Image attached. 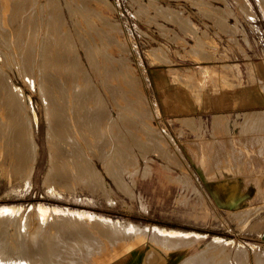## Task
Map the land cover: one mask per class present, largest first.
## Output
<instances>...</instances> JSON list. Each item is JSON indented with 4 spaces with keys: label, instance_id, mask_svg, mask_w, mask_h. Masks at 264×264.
I'll return each mask as SVG.
<instances>
[{
    "label": "rangeland",
    "instance_id": "374dc122",
    "mask_svg": "<svg viewBox=\"0 0 264 264\" xmlns=\"http://www.w3.org/2000/svg\"><path fill=\"white\" fill-rule=\"evenodd\" d=\"M0 71V83L17 91L0 87V264H98L99 257L104 264H174L175 254L182 261L198 259L207 248L209 264H264V206L215 204L187 154L198 150L194 138L210 120L173 110L189 92L204 99L212 88L262 90L264 0H0ZM7 91L17 105L5 102ZM75 91L86 102L74 104ZM50 99H63L53 109L74 133L71 140L67 130L49 137ZM81 110L86 112L75 118ZM216 118L239 126L237 117ZM12 119L28 134L23 146L37 145L35 158L27 152L26 167L18 162L22 135L10 126ZM74 119L79 127L89 119L85 129L98 131L90 133L97 141L89 131L77 133ZM48 137L57 147L53 152ZM54 158L59 163L50 162ZM51 163L58 170L52 172ZM88 163L97 175H89ZM111 220L144 234L113 235L98 224ZM154 228L185 235L168 242L175 236L151 235ZM194 239L187 248L169 250Z\"/></svg>",
    "mask_w": 264,
    "mask_h": 264
},
{
    "label": "crops",
    "instance_id": "0c3cea01",
    "mask_svg": "<svg viewBox=\"0 0 264 264\" xmlns=\"http://www.w3.org/2000/svg\"><path fill=\"white\" fill-rule=\"evenodd\" d=\"M263 85L261 81V87ZM262 90L253 85H240L233 92L212 88L206 91L204 99L189 92L182 103L176 100L173 106L175 115L181 113V117L210 120L200 137L194 138L198 150L187 154L200 182L218 206H264V87ZM167 92L165 90L168 97L163 99L165 104L171 96ZM163 110L173 115L172 109L163 107ZM223 116L237 117L239 126L232 123L227 127L223 118L214 120ZM187 144H193V141ZM260 238L264 242V230ZM194 241L196 239L180 241L169 250H182ZM209 250L198 254V258L208 257L206 264L213 257ZM175 255L174 264H198L199 259L195 257L182 261ZM164 264L172 263L170 260Z\"/></svg>",
    "mask_w": 264,
    "mask_h": 264
},
{
    "label": "bare ground",
    "instance_id": "6f19581e",
    "mask_svg": "<svg viewBox=\"0 0 264 264\" xmlns=\"http://www.w3.org/2000/svg\"><path fill=\"white\" fill-rule=\"evenodd\" d=\"M80 1H81V0H80ZM10 2H12V1H10ZM25 4H26V3H25ZM20 5H22V4L20 3ZM34 5H35V4H34ZM82 5H83V4H82ZM23 6H25V5H23ZM32 6H33V5H32ZM13 7H14V6H13ZM15 7H17V5H16ZM18 7H19V6H18ZM11 8H12V7H11ZM68 8H69V7H68ZM85 8H86V7H85ZM12 9H13V8H12ZM16 9H17V8H16ZM26 9H27V8H26ZM146 9H147V8H146ZM161 9H162V8H161ZM20 10H21V9H20ZM12 11H13V10H12ZM90 11H91V10H90ZM157 11H158V10H157ZM14 12H15V11H14ZM21 12H22V11H21ZM162 12H163V11H162ZM172 12H173V11H172ZM25 13H26V12H25ZM13 14H14V13H13ZM16 14H19V13H16ZM20 14H21V13H20ZM35 14H36V13H35ZM98 15H99V14H98ZM155 15H156V14H155ZM9 16H10V15H9ZM16 16H17V15H16ZM162 16H164V15H162ZM12 17H13V16H12ZM21 17H22V16H21ZM23 17H24V14H23ZM25 17H26V16H25ZM32 17H33V16H32ZM74 17H75V16H74ZM86 17H87V16H86ZM43 18H44V17H43ZM164 18H165V17H164ZM177 19H178V18H177ZM29 20H30V19H29ZM178 20H179V19H178ZM31 21H32V20H31ZM89 21H91V20H89ZM103 21H104V20H103ZM18 22H19V20H18ZM20 23H21V22H20ZM20 23H19V24H20ZM24 23H25V22H24ZM78 23H79V22H78ZM32 24L35 25V23H32ZM37 24H39V23L37 22ZM53 24H54V23H53ZM55 25H56V24H55ZM183 25H184V24H183ZM25 26H26V25H25ZM25 26H24V27H25ZM31 26H32V25H31ZM107 26H108V25H107ZM187 26H188V25H187ZM33 27H34V26H33ZM38 27H39V26H38ZM49 27H50V26H49ZM92 27H93V26H92ZM25 28H26V27H25ZM27 28H28V27H27ZM36 28H37V27H36ZM112 28H113V27H112ZM115 28H116V27H115ZM183 28H184V27H183ZM24 31H25V30H24ZM97 32H98V31H97ZM30 33H31V32H30ZM51 33H52V31H51ZM109 33H110V32H109ZM28 34H29V33H28ZM59 34H60V33H59ZM87 34H88V33H87ZM193 34H194V33H193ZM37 35H38V34H37ZM33 36H34V35H33ZM43 36H44V35H43ZM35 37H36V36H35ZM53 37H54V36H53ZM53 37L51 36L50 38H53ZM80 37H81V36H80ZM91 37H92V36H91ZM110 37H111V36H110ZM47 38H48V37H47ZM54 38H55V37H54ZM59 38H60V37H59ZM48 39H49V38H48ZM51 40H52V39H51ZM59 40H60V39H59ZM59 40H58V41H59ZM84 40H85V39H84ZM107 40H108V39H107ZM47 42H48V41H47ZM50 42H51V41H50ZM50 42H49V43H50ZM55 42H56V41H55ZM45 43H46V42H45ZM56 43H57V42H56ZM56 43H55V44H56ZM102 43H103V42H102ZM50 44H52V43H50ZM52 45H53V44H52ZM48 46H49V45H48ZM89 47H90V46H89ZM57 48H58V47H57ZM61 48H62V47H61ZM72 48H73V47H72ZM104 48H105V47H104ZM47 49H48V48H47ZM49 49H52V48L50 47ZM62 49H63V48H62ZM62 49H61V50H62ZM90 49H91V48H90ZM99 49H100V48H99ZM75 50H76V49H75ZM87 50H88V49H87ZM87 50H85V51H87ZM59 51H60V50H59ZM70 51H71V50H70ZM100 51H101V50H100ZM46 52H47V51H46ZM51 52H52V50H51ZM92 52H93V51H92ZM43 53H44V52H43ZM48 53H49V52H48ZM87 53H88V52H87ZM89 54H90V53H89ZM89 54H88V55H89ZM91 54H93V53H91ZM49 55H50V54H49ZM103 55H104V54H103ZM43 56H44V54H43ZM47 56H48V55H47ZM53 56H54V55H53ZM49 57H50V56H49ZM95 57H96V56H95ZM42 58H43V57H42ZM50 58H51V57H50ZM53 58H54V57H53ZM87 58H88V57H87ZM105 58H107V57H105ZM51 59H52V58H51ZM54 59H55V58H54ZM57 59H58V58H57ZM57 59H56V60H57ZM92 59H93V56H92ZM108 59H109V58H108ZM56 60H54V61L56 62ZM88 60H89V59H88ZM43 61L45 62V60H43ZM50 61H51V60H50ZM93 61H94V60H93ZM55 62H54V63H55ZM63 62H64V61H63ZM90 62H91V61H90ZM90 62H89V63H90ZM42 63H43V62H42ZM48 63H49V62H48ZM58 63H60V62H58ZM58 63H56V64H58ZM64 63H65V62H64ZM97 63H98V62H97ZM44 64L46 65V63H44ZM49 64H50V63H49ZM90 64H91V63H90ZM39 65H40V64H39ZM54 65H55V64H54ZM60 65H61V64H60ZM46 66H47V65H46ZM49 66H50V65H49ZM73 66H74V65H73ZM47 67H48V66H47ZM61 67H62V66H61ZM51 68H52V67H51ZM110 68H111V67H110ZM125 68H126V67H125ZM39 69H40V68H39ZM57 69H59V68H57ZM72 69H73V68H72ZM110 70H111V69H110ZM117 71H119V70H117ZM0 72H1V71H0ZM59 72H60V71H59ZM81 72H82V71H81ZM110 72H111V71H110ZM104 73H105V72H104ZM41 74H42V73H41ZM58 74H60V73H58ZM77 74H78V73H77ZM77 74H76V75H77ZM79 74H80V72H79ZM110 74H111V73H110ZM121 74H123V73H121ZM0 75H1V74H0ZM2 75H3V74H2ZM67 75H68V73H67ZM128 75H129V74H128ZM3 76H4V75H3ZM44 76H45V75H44ZM65 76H66V75H65ZM106 76H107V75H106ZM51 77H52V76H51ZM54 77H55V76H54ZM54 77H53V78H54ZM73 77H74V75H73ZM6 78H7V77H6ZM6 78H5V81H6ZM83 78H84V77H83ZM0 79H1V78H0ZM47 79H48V77H47ZM58 80H60V79H58ZM63 80H64V79H63ZM129 80H130V79H129ZM45 81H46V80H45ZM51 81H53V80H51ZM51 81H50V82H51ZM54 82H58V81L55 80ZM54 82H53V83H54ZM4 83H5V82H3V84L0 83V87H2V89L5 88L4 91H6L8 88H13V89H11V91H12V94L15 95V92H17L16 89H15L16 87L14 88L13 85H11V86L8 85V86H9V87H8L7 84L5 83L6 85H4ZM42 83H43V82H42ZM63 83H64V82H63ZM69 83H70V82H69ZM73 84H74V83H73ZM107 84H108V83H107ZM126 84H127V83H126ZM55 85L57 86V84H55ZM58 85H59V83H58ZM74 85H75V84H74ZM40 86H41V85H40ZM61 86H62V85H61ZM126 86H127V85H126ZM42 87H43V86H42ZM43 88H44V87H43ZM52 88H53V87H52ZM56 88H57V87H56ZM56 88H55V89H56ZM106 88H107V87H106ZM113 88H114V87H113ZM129 88H130V87H129ZM48 89H49V88H48ZM53 89H54V88H53ZM57 89H58V88H57ZM57 89H56V90H57ZM9 90H10V89H9ZM14 90H15V91H14ZM45 90H46V89H45ZM60 90H61V88H60ZM60 90H58V92H59V94L61 95L62 91L60 92ZM133 90H134V89H133ZM13 91H14V93H13ZM47 91H48V90H47ZM49 91H50V90H49ZM54 91H55V90H54ZM80 91H81V90H80ZM0 92L2 93V90H1ZM55 92H57V91H55ZM75 92H77V93H74V96H78V95H79V97H74V98H75V99L73 100L74 104H76V105H80V104H83V103H82L83 101L86 102V100H84L85 98H83V97H82L83 99L81 98V95H82L83 93H79L78 91H75ZM81 92H82V91H81ZM7 93H8V94H7V97L5 98V102H6L7 104H9V103L12 102L11 104L14 103V105H15V104H16V103H15V102H16V99L14 100V98H15L16 95L14 96V95L10 94V92H8V91H7ZM52 93H53V92H52ZM117 93H118V92H117ZM119 93H120V92H119ZM5 94H6V92H5ZM1 95H2V94H1ZM44 95H45V94H44ZM45 96H46V95H45ZM47 96H48V95H47ZM47 96L44 97L45 100L47 99L46 101L44 100L46 103H48V102H47V101H48ZM61 96H62V95H61ZM2 97H3V96H2ZM0 98H1V97H0ZM1 100H3V99H1ZM3 101H4V100H3ZM61 102L64 103V102H63V99H58V100H56V101H54L53 99H50V101H49L50 108H49V112H48V116H47L48 118H47V119H48V123H49V126H48V127H50V131H51V132L49 131L50 136H49V135H48V136H49L51 139H53L52 137H54L55 135H56V136H57V135L60 136L61 134L63 135V134H64L63 132H65V130H67V132H66V133H67L66 136L69 135V136H68L69 138H70L71 136L73 137L74 133H72V132H74V131H73V128H74V127L77 129L76 132H77V133L79 132V134H84V133H81V130H82V131H84V132L89 131V135H90L92 138H94V136H92L90 133H92L93 135H94V134H97V135H98L99 132H98V131H95L94 128H93L91 125H90V128H88V130L85 129V126H87V125L89 126V123H90V120H89V119L85 120V124H84L83 126H80V127H79L78 122L74 119L75 122H73V123L71 124L73 128L70 126L69 123H67V122H69V121H67L66 123L69 124V126L71 127L72 131H71V130H70V131H71V133H72L73 135L70 134V132H68L69 130H68V129H65V127L67 126V125H65V119H58L57 116H56V115H57V114H56V111L53 109V108H55L54 106H57V104H61ZM127 102H128V101H127ZM116 104H117V103H116ZM16 105H17V104H16ZM49 105H48V106H49ZM48 106H46V108H47ZM116 107H117V106H116ZM121 108H122V107H121ZM121 108H120V109H121ZM131 110H132V109H131ZM82 111H83V110H81L80 112H82ZM84 111H85V110H84ZM85 112H86V111H85ZM85 112H84V113H85ZM84 113L82 112V113H78V114H76V115H75V118H76L77 115H79V114H84ZM142 113H143V112H142ZM86 115H87V113H86ZM138 115H139V114H138ZM86 118H87V116H86ZM122 118H123V117H122ZM140 118H141V117H140ZM9 119H11V118H9ZM9 119H8V120H9ZM13 119H14V116H13ZM13 119H12V121H13ZM126 119H127V118H126ZM69 120H70V119H69ZM18 121H19V120H18ZM46 121H47V120H46ZM70 121H71V120H70ZM96 121H97L96 118H94V123H96ZM97 123H98V121H97ZM6 124H7V123H6ZM9 124H10V122H8V125H9ZM22 124H23V123H22ZM142 124H143V123H142ZM5 126H6V125H5ZM10 126H11L13 129H18V130L21 132V135H22V145H20L19 147H17V152H20V153H19V158L16 157V160H17V158H18V162H19L21 165L23 164V165L25 166V165L27 164V162H26V160H27V158H26V156H27V152H28V151L31 152L32 148H33V147L35 148L37 145H36V144H33V145H32V143H31V146H30L31 150H29V147H28V146H23V144H24V140H26V138L28 137V134L26 133V131L23 130V127L21 126V122H14V121H13V122H11ZM64 126H65V127H64ZM142 126H143V125H142ZM30 129H32V128H30ZM85 130H86V131H85ZM23 131H24V132H23ZM30 131H31V130H30ZM30 131L28 130L27 132H30ZM32 131H33V130H32ZM53 131H54L55 133H52ZM32 133H33V132H32ZM144 133H145V132H144ZM30 134H31V133H30ZM53 134H54V136H53ZM75 134H76V133H75ZM100 134H101V133H100ZM84 135H85V134H84ZM97 135H96V136H97ZM30 136H31V135H30ZM56 136H55V137H56ZM98 136H99V135H98ZM98 136H97V137H98ZM49 137H48V139H50ZM68 137H66V139H67ZM84 137H85V136H84ZM97 137H95L93 140H96V141H97ZM29 138H30V137H29ZM51 139L49 140L48 143H49V144H50V143L52 144V145H51V149H52V150H51V149H50V150L53 152V151H55V149H56L57 147H56V146H53V140H51ZM70 140H71V138H70ZM70 140H69V141H70ZM32 142H33V141H32ZM89 142L91 143L92 141H89ZM65 143H69V142H64V144H65ZM70 143H71V142H70ZM90 143H89V145L92 146L93 144H90ZM95 143H96V142H95ZM95 143H94V144H95ZM86 144H87V143H86ZM144 144H145V143H144ZM66 145H67V144H65V146H66ZM71 145H72V143H71ZM71 145H70V146L67 145V146L70 147L69 150H71V149L74 150V148H72ZM73 147H74V146H73ZM92 147H93V146H92ZM92 147L89 146V148H91L90 151L94 150ZM94 147H95V146H94ZM34 148H33V149H34ZM83 148H84V147H83ZM117 148H119V146H118ZM87 149H88V148H87ZM34 150H35V149H34ZM34 150H32V151H34ZM73 150H71V151H73ZM117 150H118V149H117ZM67 151H68V150H67ZM71 151H69V153H70ZM95 151H96V149H95ZM84 152H85V151H84ZM93 152H94V151H93ZM93 152H92V153H93ZM36 153H37V147H36ZM55 153H57V152H55ZM85 153H86V152H85ZM85 153H84V156H86ZM94 153H95V152H94ZM31 154H32V152H31ZM33 154H35V152H33ZM33 154H32V155H33ZM67 154H68V152H67ZM35 155H36V154H35ZM88 155H89V154H88ZM82 156H83V155H82ZM84 156H83V158L85 159L86 162H88L87 159L89 160V158L86 156V157H87V159H86ZM33 157H34V155H33ZM70 157H71V156H70ZM34 158H35V157H34ZM36 159H37V158H36ZM54 159H55V158H54ZM54 159H52V160L50 161V162H52L53 164L56 163V162H58L57 159H55V160H54ZM128 159H129V157H128ZM29 160H31V159L28 158V161H29ZM33 160H34V159H32V161H33ZM81 160H82V157H81ZM126 160H127V159H126ZM34 161H37V160H34ZM79 161H80V160H79ZM16 162H17V161H16ZM25 162H26V163H25ZM70 162H71V161H70ZM86 162H84V163H86ZM24 163H25V164H24ZM32 163H33V162H32ZM52 163H51V165H53ZM58 163H59V162H58ZM28 164H31V162L29 161ZM77 164H78V163H77ZM82 164H83V163H82ZM112 164H113V163H112ZM14 165H15V164H14ZM16 165H18V163H17ZM21 165H20V167H21ZM23 165H22V166H23ZM32 165H33V164H32ZM26 166H27V165H26ZM26 166H25V167H26ZM34 166H35V165H34ZM34 166H30V167H29V165H28V167H29L30 169L33 168ZM89 166H90V165H89V163H88V166H87V167H88L89 169H91ZM104 166H105V165H104ZM107 166H108V165H107ZM28 167L26 168V169H27L26 171H29ZM51 167H52V169H51ZM51 167H50V170L52 171V170H53V167H54V169H55L56 166L53 165V166H51ZM17 168H18V167H17ZM22 168H23V167H22ZM107 168H108V167H107ZM81 169H82V168H81ZM83 169H85V166L83 167ZM89 169H88V171H89ZM23 170H25V169H23ZM32 170H33V169H32ZM32 170H31V171H32ZM56 170H58V169H56ZM56 170H54V171H56ZM127 170H128V169H127ZM48 171H49V170H48ZM48 171H47V173H48ZM54 171H52V172H54ZM83 171H84V170H83ZM86 171H87V169H86ZM88 171H87V172H88ZM52 172H51V173H52ZM59 172H60V171H57L58 174H59ZM84 172H85V171H84ZM84 172H82V173H84ZM87 172H86V173H87ZM94 172H95L96 175L98 174V171H97V172L94 171ZM94 172H93V173H94ZM25 173H26V172H25ZM51 173L48 175V176H49V178H48L49 181H50L51 176L53 175V174L51 175ZM57 173H55V175H56ZM80 173H81V172H80ZM91 173H92V169L89 171V175H90ZM93 173H92V174H93ZM127 173H128V172H127ZM26 174H28V173H26ZM29 174H32V173H29ZM58 174H57V175H58ZM87 174H88V173H87ZM95 174H94V175H95ZM24 175H25V174H24ZM50 175H51V176H50ZM55 175H54V176H55ZM57 175L55 176V178H57ZM61 175H62V173H61ZM82 175H83V174H82ZM116 175H117V174H116ZM119 175H120V174H119ZM122 175H123V174H122ZM130 175H131V174H130ZM28 176H29V175H28ZM28 176L25 175V177H28ZM44 176H45V175H44ZM48 176H47V177H48ZM54 176H53L52 178H54ZM84 176H85V175H84ZM87 176H88V175H87ZM131 176H132V175H131ZM47 177H44V178H47ZM88 177H89V176H88ZM91 177H94V176L92 175ZM114 178H115V177H114ZM27 179H29V181L26 180V179H25V180L28 181L29 183H30V180L32 181V179H30V178H27ZM118 179H120V178H118ZM56 180H57V179H56ZM121 180H122V178H121ZM49 181H48V182H49ZM52 181H53V179H52ZM54 181H55V179H54ZM57 181H58V180H57ZM99 182H100V181H99ZM119 182H120V181H119ZM124 182H125V181H124ZM45 183L47 184V182H46L45 179H44V184H45ZM49 183H50V182H49ZM49 183H48L47 186H48V187H50V186L52 187L53 185H52L51 183H50L51 185H49ZM53 183H54V182H53ZM57 183H58V182H57ZM57 183H56V184H57ZM105 189H106V188H105ZM124 189L126 190V188H124ZM127 191L129 192L128 189H127ZM39 208H40L39 211H41V212H43V211H47V210H50V211H56V210H57V209H55V208H53V209L44 208V207H39ZM0 211H1V210H0ZM6 211L11 212L10 209H6ZM57 211H58V210H57ZM2 212H3V209H2ZM4 212H5V211H4ZM4 212H3V213H4ZM8 212H7V213H8ZM0 213H1V212H0ZM5 213H6V212H5ZM7 213H6V214H7ZM50 214L52 215V213H50ZM50 214H49V215H50ZM0 215H1V214H0ZM10 216H11V215H10ZM89 216H90V215H89ZM25 222H26V221H25ZM56 223H57V222H56ZM71 224H72V223H71ZM96 224H97V223H96ZM98 224L102 225L103 228L105 227V229L107 228V230H109V229L112 230V231H113V235L115 234V232H120V233H121V232H123V231H127L126 233H131V234H132V233H135V234H134V236H135V235H140V234L143 232V231L140 230L139 228H134V227H136L135 225H131L132 227L130 228V227H127V226H122L121 223H116L115 221H112V220H111V221L100 222V223H98ZM49 225H50V224H49ZM51 225H52V224H51ZM54 225H55V224H54ZM100 225H99V226H100ZM56 226H57V225H56ZM73 226H74V225H73ZM87 226H88V225H87ZM102 226H100V227L102 228ZM53 227H54V226H53ZM40 228H44V227L41 225ZM49 229H50V228H49ZM55 229H56V227H55ZM40 230H41V229H40ZM46 230H47V229H46ZM110 230H109V231H110ZM145 230H147V228H146ZM49 231H50V230H49ZM109 231H108V232H109ZM112 231H110V232H112ZM151 231H152V232H151V235H154V236H155V235H160V234H169L171 237H174V236H175V238H173V239H167L168 242H175V240H176V241L178 240L177 237H184V235H185L184 233H182V234H178V233L175 232V231H169V230H165V229H162V228H156V229L154 228V229H151ZM51 232H52V231H51ZM120 233H119L118 235H120V237H121V234H120ZM149 233H150V232H149ZM156 233H159V234H156ZM142 234H144V233H142ZM180 235H181V236H180ZM154 236H153V237H154ZM120 237H119V238H120ZM111 238H112V237H111ZM121 238H122V237H121ZM109 240H110V239H109ZM182 241H183V240H182ZM186 241H187V240H185V242H186ZM215 241H216V240H215ZM111 242H113V241H111ZM119 242H120V241H119ZM219 242H220V241H219ZM52 243H53V242H52ZM52 243H51V246H52ZM225 243H226V242H225ZM228 243H229V242H228ZM111 244H112V243H111ZM111 244H110V245H111ZM28 245H29V244H28ZM55 245H56V244H55ZM103 245H104V243L102 242V246H103ZM210 245H211V244H210ZM51 246H50V247H51ZM88 246H89V245H88ZM88 246H87V247H88ZM104 246H105V245H104ZM118 246H121V244L118 245ZM50 247H48V248H50ZM57 247H58V246H57ZM60 247H61V246H60ZM89 247H90V246H89ZM53 248H54V246H53ZM106 248H107V247H106ZM100 249H101V248H100ZM100 249H99V250H100ZM49 250L51 251V249H49ZM58 250H59L60 253L58 252ZM58 250H57V252H58V253H57V252L55 251V249H54V251H55L57 254H61L60 248H59ZM103 250H104V248H103ZM130 250H132V249H130ZM101 251H102V250H101ZM104 251H106V250H104ZM237 251H238V250H237ZM46 252H47V251H46ZM48 252H49V251H48ZM122 252H123V253H122ZM122 252H121L122 254H121L120 252H118V253L115 254L114 256L110 257L109 260H110V261L115 260V259L117 258L116 256H118L119 253H120L121 255H123L126 251H125V252L122 251ZM51 253H52V251H51ZM56 253H55V254H56ZM238 253H239V252H238ZM238 253L236 252L237 256L239 257V254H240V253H239V254H238ZM49 254H50V253H49ZM236 254H235V255H236ZM98 255H99V254H98ZM48 256H49V255H48ZM52 258H53V257H52ZM193 258H194V257H193ZM58 259H59V260H62V259H60V258H58ZM198 259H199V258H198ZM198 259H197V260H198ZM235 259H236V258H235ZM237 259H239V258H237ZM240 259H241V258H240ZM240 259H239V260H240ZM52 260H53V259H51V261H52ZM54 260H55V259H54ZM54 260H53V261H54ZM239 260H238V261H239ZM234 261H235V260H234ZM55 262H56V261H55ZM96 262H98V264H99V263H100V264H104V263H105L104 258H102V257H99L97 261H96V259H95V263H96ZM57 263H58V262H56V264H57ZM60 263H61V262H59V264H60ZM113 264H114V263H113Z\"/></svg>",
    "mask_w": 264,
    "mask_h": 264
}]
</instances>
